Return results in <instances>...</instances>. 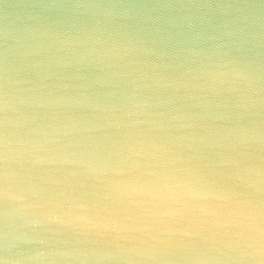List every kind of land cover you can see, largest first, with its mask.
<instances>
[{
	"label": "clouds",
	"instance_id": "9594fccd",
	"mask_svg": "<svg viewBox=\"0 0 264 264\" xmlns=\"http://www.w3.org/2000/svg\"><path fill=\"white\" fill-rule=\"evenodd\" d=\"M0 264H264V0H0Z\"/></svg>",
	"mask_w": 264,
	"mask_h": 264
}]
</instances>
